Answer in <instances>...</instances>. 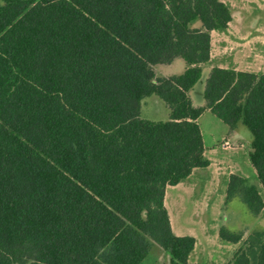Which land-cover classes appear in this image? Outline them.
Segmentation results:
<instances>
[{
    "label": "trees",
    "instance_id": "16d2710c",
    "mask_svg": "<svg viewBox=\"0 0 264 264\" xmlns=\"http://www.w3.org/2000/svg\"><path fill=\"white\" fill-rule=\"evenodd\" d=\"M221 0H0V264H141L154 245L191 264L166 189L209 167L198 119L252 136L264 190V75L208 69ZM184 62L181 74L154 68ZM202 84L200 104L192 97ZM157 96L167 122L141 118ZM264 218V200L232 175L226 205ZM241 244L227 264H264V230L219 229Z\"/></svg>",
    "mask_w": 264,
    "mask_h": 264
},
{
    "label": "rangeland",
    "instance_id": "374dc122",
    "mask_svg": "<svg viewBox=\"0 0 264 264\" xmlns=\"http://www.w3.org/2000/svg\"><path fill=\"white\" fill-rule=\"evenodd\" d=\"M227 1L234 4V12L238 10L246 14V25L240 33L234 31L233 26L224 31H214L215 45H221L225 50L207 66L226 69L236 66L243 72L264 75V22L257 28L255 25L260 18L257 13L264 12V0ZM178 65L185 66L182 60L172 66L158 65L154 68L156 76L165 78L181 74L182 69ZM202 88L200 84L195 92L202 91ZM140 116L152 122H167L170 111L163 100L153 95L143 100ZM199 126L210 167L197 171L188 181L168 187L164 206L168 210L173 233L196 240L189 263L227 264L241 244L220 241V228L226 226L230 232L244 233L245 237L252 231L264 230V218L253 216L241 200L236 199L226 205L230 177L238 175L246 178L258 189L263 200L264 190L251 164L249 151L252 136L245 126L239 125L240 131L229 136L228 127L209 110L200 117ZM227 138L229 147L223 148ZM141 264H170V256L154 245Z\"/></svg>",
    "mask_w": 264,
    "mask_h": 264
},
{
    "label": "crops",
    "instance_id": "0c3cea01",
    "mask_svg": "<svg viewBox=\"0 0 264 264\" xmlns=\"http://www.w3.org/2000/svg\"><path fill=\"white\" fill-rule=\"evenodd\" d=\"M221 1H223L225 4H227V6L229 5L230 6V9H231V11H232V16H233V19H232V21L230 22V24H229V27L227 28V29H229V28H232V26L234 27L233 28V30L234 31H236L237 33H240V32H242V30L245 28V25H246V14L244 13V12H242V11H233L234 9H233V6H234V4L233 5H231V2L230 1H227V0H221ZM237 1H240V0H237ZM242 1V0H241ZM257 15L258 16H260V18H258L257 19V22L255 23V25H256V28L258 27V26H260V24H261V22H264V12H262V13H260V14H258L257 13ZM213 35H214V31L211 33V49L212 50H210V61H209V63L211 64L212 63V61L214 60V57H216V56H218V58H219V55L220 54H223L224 53V50H225V48H223L221 45H215V43H214V41H213ZM176 62H178V61H176ZM176 62L175 63H173L172 65H174V64H176ZM208 63V64H209ZM172 65H170V66H172ZM178 67L179 68H181L182 69V71L184 70V68H185V66H183V65H178ZM206 70H208V69H213V68H217V67H208L207 65H206ZM218 68H223V69H226V68H224V67H218ZM232 70H235V71H241V72H243V70H240V68H237L236 66H235V68H231ZM170 77V76H169ZM201 94V91H197V92H194V94H192V97H193V100L197 103V104H200L201 102H200V99H199V95ZM194 95H196L195 97H194ZM201 117V116H200ZM200 119V118H199ZM199 119H198V124H199ZM202 131V130H201ZM240 131V128L238 127L237 128V130H235L234 132H229V129H228V135L230 136H233V135H235L237 132H239ZM203 134V133H202ZM203 138H204V136H203ZM228 138L225 140V142H227L228 143ZM224 142V143H225ZM203 143H204V141H203ZM224 143L222 144V147L223 148H228L229 147V143H228V147H224ZM205 147V146H204ZM205 156H206V149H205ZM209 167H210V165H209ZM209 167H206V168H203V169H207V168H209ZM203 169H195L194 171H193V173H192V175L187 179V181L189 180V179H191L193 176H194V174L197 172V171H199V170H203ZM169 187H171V186H169ZM167 189H168V187H167ZM167 189H166V191H167ZM166 195V194H165ZM171 221V220H170ZM172 226V225H171ZM173 230V229H172Z\"/></svg>",
    "mask_w": 264,
    "mask_h": 264
},
{
    "label": "built area",
    "instance_id": "2783aa9c",
    "mask_svg": "<svg viewBox=\"0 0 264 264\" xmlns=\"http://www.w3.org/2000/svg\"><path fill=\"white\" fill-rule=\"evenodd\" d=\"M224 147H228V143L227 142L224 143Z\"/></svg>",
    "mask_w": 264,
    "mask_h": 264
}]
</instances>
